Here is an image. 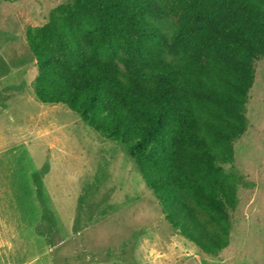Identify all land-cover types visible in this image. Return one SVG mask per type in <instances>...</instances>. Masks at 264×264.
Returning <instances> with one entry per match:
<instances>
[{
  "label": "trees",
  "instance_id": "16d2710c",
  "mask_svg": "<svg viewBox=\"0 0 264 264\" xmlns=\"http://www.w3.org/2000/svg\"><path fill=\"white\" fill-rule=\"evenodd\" d=\"M26 41L35 98L125 145L170 227L224 250L239 189L224 167L248 128L264 0H72Z\"/></svg>",
  "mask_w": 264,
  "mask_h": 264
},
{
  "label": "rangeland",
  "instance_id": "374dc122",
  "mask_svg": "<svg viewBox=\"0 0 264 264\" xmlns=\"http://www.w3.org/2000/svg\"><path fill=\"white\" fill-rule=\"evenodd\" d=\"M71 1L0 0V264H264V58L224 167L239 182L229 245L208 255L170 227L125 145L35 98L26 29Z\"/></svg>",
  "mask_w": 264,
  "mask_h": 264
}]
</instances>
